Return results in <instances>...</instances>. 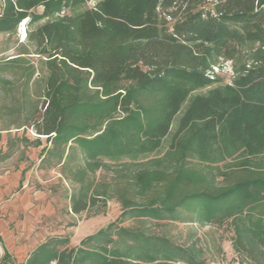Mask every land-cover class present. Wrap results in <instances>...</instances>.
Wrapping results in <instances>:
<instances>
[{
	"label": "trees",
	"instance_id": "trees-1",
	"mask_svg": "<svg viewBox=\"0 0 264 264\" xmlns=\"http://www.w3.org/2000/svg\"><path fill=\"white\" fill-rule=\"evenodd\" d=\"M3 1L0 35L23 24L21 55L38 58L28 77L38 75L41 163L62 167L72 214L99 205L101 214L111 200L122 207L78 247L51 237L24 264H207L196 244L149 225L229 220L250 264H264V170L251 163L264 156V0H102L72 15L93 0ZM242 53L248 61L231 83L206 76ZM235 159L247 175L218 185V166ZM10 260L0 252V264Z\"/></svg>",
	"mask_w": 264,
	"mask_h": 264
},
{
	"label": "rangeland",
	"instance_id": "rangeland-1",
	"mask_svg": "<svg viewBox=\"0 0 264 264\" xmlns=\"http://www.w3.org/2000/svg\"><path fill=\"white\" fill-rule=\"evenodd\" d=\"M102 0H93L69 15L94 8ZM4 1L0 0V13ZM42 9H38L41 13ZM28 45L27 30L22 24L14 35H0V221L9 229L11 234L19 237L18 242H30L37 245L51 237H70V248H75L87 237L116 223L122 207L117 200L108 202L106 209L96 215L101 205L89 214L74 215L70 212L69 196L72 186L64 175L62 167L46 168L42 163L41 152L47 146L37 147L33 122L41 118L36 113L37 104L41 110V100L35 76L29 81L28 67L38 65L34 55H21ZM33 51L31 48L29 49ZM24 57V62L11 61ZM220 60H231L234 65L235 77L222 75L219 83L232 82L238 77V71L248 61L247 53L236 56L235 59L222 57ZM219 60V61H220ZM13 67V69H12ZM206 90L197 94H206ZM192 96V97H193ZM184 105L183 110L189 105ZM178 119L174 123L176 129ZM170 140L164 143V150ZM192 165V160H188ZM241 160H231L220 164L221 176H217V184L232 185L243 179L248 168H236ZM264 170V156L251 160ZM206 170V166L197 165ZM204 167V168H203ZM115 169V168H114ZM113 168L98 174V179L112 177ZM150 224L153 232L167 235L173 242L188 246L196 244L204 251L207 264H250L245 252L238 246L237 226L232 220L223 224L200 225L197 223ZM123 227L136 226L132 222L123 223ZM0 252L4 255L3 241ZM9 264H16L14 259Z\"/></svg>",
	"mask_w": 264,
	"mask_h": 264
},
{
	"label": "crops",
	"instance_id": "crops-1",
	"mask_svg": "<svg viewBox=\"0 0 264 264\" xmlns=\"http://www.w3.org/2000/svg\"><path fill=\"white\" fill-rule=\"evenodd\" d=\"M0 239L3 241L5 252H7L16 264H24L29 258L30 254L42 243L33 245L30 242H18L19 237L11 234L9 229L0 221ZM4 252V253H5Z\"/></svg>",
	"mask_w": 264,
	"mask_h": 264
},
{
	"label": "built area",
	"instance_id": "built-area-1",
	"mask_svg": "<svg viewBox=\"0 0 264 264\" xmlns=\"http://www.w3.org/2000/svg\"><path fill=\"white\" fill-rule=\"evenodd\" d=\"M222 75L229 76L231 79L235 77L234 65L232 61L220 60L217 64L213 65L206 73V76L212 81L216 80Z\"/></svg>",
	"mask_w": 264,
	"mask_h": 264
}]
</instances>
